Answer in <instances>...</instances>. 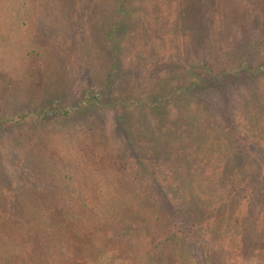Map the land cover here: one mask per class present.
Instances as JSON below:
<instances>
[{
  "label": "rangeland",
  "instance_id": "rangeland-1",
  "mask_svg": "<svg viewBox=\"0 0 264 264\" xmlns=\"http://www.w3.org/2000/svg\"><path fill=\"white\" fill-rule=\"evenodd\" d=\"M143 2L128 33L114 36L128 102L121 126L97 105L63 124L0 133V264H202L194 244L146 243L162 228L150 204L160 194L166 217L203 222L209 264H264V69L249 75L264 67V0ZM39 5L0 0V115L53 98L79 105L106 79L111 2L92 4L86 18L98 38L75 17L80 6ZM152 177L160 194L148 193ZM248 190L255 203L240 208L230 193ZM143 244L151 251L140 253Z\"/></svg>",
  "mask_w": 264,
  "mask_h": 264
},
{
  "label": "trees",
  "instance_id": "trees-1",
  "mask_svg": "<svg viewBox=\"0 0 264 264\" xmlns=\"http://www.w3.org/2000/svg\"><path fill=\"white\" fill-rule=\"evenodd\" d=\"M36 2H38L39 7L42 8H51V7H60L61 5H66L70 6V8H76L78 6H80V8L75 10V17L76 12L79 15V19L83 20L85 23V25L87 26V29H85V34L88 35L90 38H98L96 35H93L91 30L89 29V24L86 23V18H88V16H90V13L93 11L92 9V4L98 3L101 4L104 1L105 2H111V5H113V9H114V13H113V17H110V19L108 17L104 18L107 21H114V23L111 25L110 28H112V32L111 34H109V39L104 37V40L101 42V48L100 51H103L106 54V57L108 58L107 64H108V69L106 71V79L103 83L101 84H96L95 86H91V90L86 91L83 100L81 101V103H79V105L76 106H68L67 103H65V101L60 100V99H55L53 98L52 101H50L48 104L38 107L36 109H30V110H23L19 111V113H4L3 115H0V133H2L3 131H5L8 127H16L17 125H24L26 123H38V124H48V123H66L68 120L72 119V117L76 116L77 114L80 113H84L86 110H88L89 108L93 107V106H97V105H102V106H106L105 108H110L115 110V112H113V117H114V122L116 124L119 123V126H121V124L124 122L123 121V112L126 108V106L128 105L127 99L126 97V91L125 90H121L120 88H117V86L119 85L118 81V75L121 69V64L122 60H121V51H122V39L123 38H119V39H114V36H118V37H122V34H126L128 33L127 28L131 25L132 21L131 16L133 13V10L135 9V4L137 3V1L141 4L140 6L144 3L143 0H35ZM155 1V0H154ZM158 1V0H156ZM250 1V0H249ZM152 1H150L151 4ZM160 2V1H159ZM76 4V5H75ZM170 4L172 5L173 3L170 2ZM118 5V7H117ZM23 8L25 9L27 6L26 4L22 5ZM88 6V9H86V7ZM117 7V8H116ZM156 10H158V8L160 7H164L163 5L160 6L156 5ZM22 8V9H23ZM170 15H171V11H170ZM161 15L159 16V19H165L166 16ZM46 17V16H45ZM48 18V17H46ZM56 20H60L58 19V17H55ZM84 25H80V28H82ZM89 26V27H88ZM83 29V30H84ZM89 38V41L91 43H93L94 41H91V39ZM99 39L97 40L98 43ZM110 45H109V44ZM111 46L110 49H112V52H109L108 50V46ZM251 48L247 49V50H251ZM244 62V61H243ZM206 63V62H205ZM255 63V61H254ZM260 63V62H259ZM257 63V64H259ZM121 66V67H120ZM262 69H264V67L259 68L257 71H250L251 73L250 78L256 76L260 71H263ZM114 92H117V97L119 98H112L114 95ZM106 100V101H105ZM70 105V104H69ZM123 157V154L121 153L120 155V159ZM124 158V157H123ZM125 159V158H124ZM122 161H124L123 159H121ZM127 165H129L128 161L125 160L124 161ZM122 163V162H121ZM131 166H129L131 168V171H135L137 173H139L138 169L134 167V165L130 164ZM119 170L121 171V169L119 168ZM119 170H117V172L119 173ZM3 170L0 168V172H2ZM4 177H7L8 179H10V176H7L6 174L4 175ZM137 177H139L137 175ZM149 178V177H148ZM157 177H152V181H156L155 186L153 189H150L151 191H149L148 193L150 194H154L155 190L160 192H163L165 189V187H163L162 183V179H158ZM122 180L118 181V185H120ZM145 181H147L146 185H150L149 181L150 179H145ZM156 185H158V187H156ZM163 190V191H162ZM165 193V192H164ZM140 194V191H135L134 196H136L137 198H140V202L142 203V197H139L138 195ZM233 196L237 197V200L235 201L236 204L242 208L244 206H251L252 204L255 203V194L253 192H251V190L247 191V195H245L244 197H242L241 195L239 196L238 193H236L235 191H233L232 193ZM165 195L158 197L159 199H155L154 201H150L151 204V210L154 211V213L159 216L157 217L154 221H156L157 223H161L162 224V228L160 230H156L155 231V235L151 236V239L154 241V243H149L146 242L147 244H149V246L153 247L152 250H155L157 248V250H159V248L166 242L169 241H174L176 239H178L179 241L184 242L183 246H187L189 247L190 244H194V245H190V249L191 252H196V255L192 258L193 263H197L200 262L202 264H209V260L211 259V246L208 247V240H211L212 238L210 237V234L205 233L206 231H200L202 232V234H197V231L199 230L200 227H202V221L199 219L194 218V215H191L189 213H184V212H180V211H174V213H172V217L168 218L165 215L167 214H171L170 211L164 210L163 208V204H166L164 199ZM252 197L254 199V201L252 200ZM173 212V211H172ZM145 219H147L146 217H143ZM170 230V232L172 231L173 234L170 236L164 235L165 230ZM168 232V231H166ZM204 232V233H203ZM197 234V235H196ZM106 235V232H105ZM163 235V236H162ZM117 234H115V232H112V237L110 236L109 238L105 237L104 239H110V238H116ZM150 236H148L149 238ZM183 237V240H182ZM146 240V239H145ZM143 240V241H145ZM201 240V241H200ZM125 242V241H124ZM129 243V242H128ZM126 243V244H128ZM177 243L179 244V242L177 241ZM185 243H187V245H185ZM125 244V243H124ZM147 244H143V249H141L140 253H148V251H151V248L147 245ZM195 245L197 246V248L195 247ZM128 248V250H132V248H135V246H125L126 250ZM138 248V247H136ZM179 248H181V245L179 244ZM123 249V248H122ZM122 252V250H121ZM123 253V252H122ZM132 253H134V251H132ZM177 264V263H174Z\"/></svg>",
  "mask_w": 264,
  "mask_h": 264
}]
</instances>
